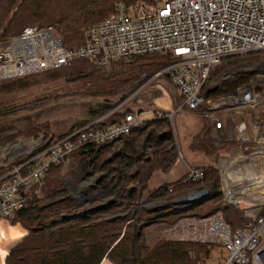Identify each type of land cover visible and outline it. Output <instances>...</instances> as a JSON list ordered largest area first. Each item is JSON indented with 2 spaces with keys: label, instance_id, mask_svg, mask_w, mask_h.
<instances>
[{
  "label": "built area",
  "instance_id": "obj_1",
  "mask_svg": "<svg viewBox=\"0 0 264 264\" xmlns=\"http://www.w3.org/2000/svg\"><path fill=\"white\" fill-rule=\"evenodd\" d=\"M5 40L11 51L0 52V79L52 69L78 57L110 70L120 62L158 53L169 61L150 79L168 78L181 100L175 109H125L118 121L103 127L93 125L100 118L96 117L46 147L40 148L41 140L13 164H1L6 168L0 171V264H5L11 246L25 233L23 228L13 229L19 234L7 247L3 225L14 227L16 212L40 195L50 163H66L78 147L115 141L148 119L171 118L183 110L197 112L206 123L210 142L220 147L216 167L223 198L246 210L244 221L235 229L218 211L200 217L207 225L205 230L197 229L201 233L194 231L193 240L217 244L228 254L197 264H263L264 0H136L129 4L117 0L112 11L83 28L75 46H67L48 27L38 25L25 26ZM243 58L251 59L241 64L246 79L232 91L207 96L205 91L213 87H206L212 81L211 71ZM204 174V165L190 164L183 181L202 182ZM203 188L198 184L178 192L174 205L202 200L205 195L186 198Z\"/></svg>",
  "mask_w": 264,
  "mask_h": 264
},
{
  "label": "trees",
  "instance_id": "obj_2",
  "mask_svg": "<svg viewBox=\"0 0 264 264\" xmlns=\"http://www.w3.org/2000/svg\"><path fill=\"white\" fill-rule=\"evenodd\" d=\"M122 1L129 4L132 0ZM115 2L0 0V38L19 33L25 24L40 20L38 22L57 23L65 44L73 45L70 43L75 41L78 44L82 39V27L107 15L114 9ZM168 61V57L158 53L144 54L134 62H120L115 68L104 71L88 59L78 57L67 63L69 68L65 70L70 76L87 82L106 81L116 91L125 87L139 73L156 70ZM245 79L246 76L221 79L205 94L216 96L232 91ZM14 83L11 81L10 85L14 87ZM6 86L0 83V92L10 88ZM109 100L103 101L98 113L95 112V117H92L91 120L100 117L93 123L95 127L107 126L121 118L122 112L112 109L114 105ZM167 119H148L134 126L121 137L125 138L123 146L110 155L106 148L113 141L89 143L71 151L69 157L81 169L92 164L99 172L93 186L84 192L89 197L87 203H80L79 198L68 192L65 175L60 172L62 162L50 163L45 171L40 195L32 197L25 207L16 212L15 220H19L27 232L11 246L5 264H100L103 258L114 264H196L202 256L207 257L212 245L206 242L163 238L149 244L141 238L142 226L146 220H150L148 214L152 212L158 219L170 221L187 211L207 216L219 209L231 229H235L243 220L244 210L223 198L216 167L220 147L210 142L205 122L203 131H197L193 139L198 144L192 141V146L211 156V162L204 165L203 181L184 182L181 178L147 189L153 171L157 167L166 170L172 162L174 143L171 129L168 125L167 129L158 128L162 124L160 122ZM89 121L85 120L78 126ZM43 127L46 128V125L36 124L24 129L0 128V144L15 134H37ZM45 139H42L40 148L54 140L46 136ZM198 184L209 189L200 201L184 206L164 205L153 211L140 206L144 195L152 199L171 197L183 188ZM101 190L113 195L94 205L93 197L99 198L96 192ZM202 251L203 254H200Z\"/></svg>",
  "mask_w": 264,
  "mask_h": 264
},
{
  "label": "rangeland",
  "instance_id": "obj_3",
  "mask_svg": "<svg viewBox=\"0 0 264 264\" xmlns=\"http://www.w3.org/2000/svg\"><path fill=\"white\" fill-rule=\"evenodd\" d=\"M135 1L132 0L130 3ZM38 21L40 20L27 23L24 27L29 25L48 27L55 37H61L57 23ZM84 27H82L81 31H83ZM5 39L0 38V52L4 54L11 51L10 46H6L8 43ZM76 42L70 43L73 45H66L75 46ZM247 61H251V59H236L216 66L210 74L212 81H208L206 87L210 85L212 87L224 78L232 79L233 77H240V75L243 77V75H246V71L242 70L241 64ZM66 63L51 70L45 69L27 74H18L14 77H7L4 80L0 79V83H3L5 86L8 83L6 87H10L0 92V128L9 126L24 129L36 124L46 125V128L43 127L37 134H15L13 138L0 144V147H2L0 149V171L6 168V166L1 164H13L23 159L33 149L32 147L39 144L42 139L46 140L45 136L47 139H54L75 128L85 120H91L92 117H95V112L98 113L100 109L99 105L107 99H110L108 102L115 107L119 105L117 109L120 112L129 108L156 109L158 107L175 109V105L181 100L176 86L168 78L158 76L150 79L153 73L161 67L153 71H144L141 75L139 73L125 87L114 91L111 89V86L106 84L108 83L106 81L92 83L77 78L74 75L70 76L65 70L69 68ZM99 67L102 68L101 70H107L104 66ZM11 81H15L14 87L10 85ZM160 123L162 124H159V129H167L168 125L173 134L172 162L166 170L157 167L153 171L152 178L151 180L149 179L148 190L153 189L159 184L172 183L183 178L185 169L190 164L205 165L211 162L210 155L202 149L192 146V141L198 144L193 139L197 131H203L205 124L203 118L197 112L191 110L175 111L171 118L169 117ZM157 131L161 132L160 130ZM140 136L142 137L143 134H140ZM124 139L120 138L110 143L106 148L107 154L110 155L115 150H119L123 146ZM138 144L140 146L141 141ZM60 172L65 175L64 182L68 188V192L79 198L80 203H87L89 197L84 192H86L88 187L93 186L95 177L98 176L99 172L93 168L92 164L86 169H81L77 162H73L71 157H69L66 163H62ZM76 186H78L77 191L75 190ZM184 190L185 188L178 192ZM102 191L96 192L99 198L97 196L93 197L95 201L93 202L94 205L104 202V200L113 195V193L108 194ZM178 192L171 197L156 199L144 195L145 197L140 201V206L153 211L164 205H174L180 196ZM91 193L95 194L94 191ZM234 206L239 208L236 205ZM217 211L222 214L221 210L218 209ZM245 212L246 210L244 211L242 222L245 219ZM148 216L150 220H146L145 225L142 226L141 238L149 244L163 238L179 239L182 238V235L188 238L182 240L193 241L194 231L196 230L197 233H201L200 230H205L207 225L205 220L200 218L201 216L192 213V211L175 216V219L171 218L170 221L158 219L153 212L148 214ZM188 217H199L200 219L196 218L194 220L195 224L190 226L189 223H194V221ZM14 222L18 223L13 224L14 227L12 228L3 225L7 247L11 245L10 241L19 234H15L13 229L21 230L23 228L22 230L25 233L27 232V229L19 220H15ZM198 228L200 230H197ZM200 254H203V251ZM227 254L228 251L226 249L217 244L212 245L208 256H202L201 260L196 261V264L200 261L214 259L215 257L221 258ZM215 263H218V261H215ZM100 264L114 263L107 258H103Z\"/></svg>",
  "mask_w": 264,
  "mask_h": 264
},
{
  "label": "water",
  "instance_id": "obj_4",
  "mask_svg": "<svg viewBox=\"0 0 264 264\" xmlns=\"http://www.w3.org/2000/svg\"><path fill=\"white\" fill-rule=\"evenodd\" d=\"M209 192L208 188L200 189L192 194H190L186 199H195L198 196L206 195ZM261 260L264 264V250L261 252Z\"/></svg>",
  "mask_w": 264,
  "mask_h": 264
},
{
  "label": "crops",
  "instance_id": "obj_5",
  "mask_svg": "<svg viewBox=\"0 0 264 264\" xmlns=\"http://www.w3.org/2000/svg\"><path fill=\"white\" fill-rule=\"evenodd\" d=\"M168 110V109H167ZM204 120V119H203ZM205 122V121H204ZM152 177H150V180H151Z\"/></svg>",
  "mask_w": 264,
  "mask_h": 264
}]
</instances>
